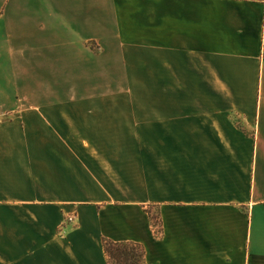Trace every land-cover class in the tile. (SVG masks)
I'll list each match as a JSON object with an SVG mask.
<instances>
[{
	"label": "crops",
	"instance_id": "1",
	"mask_svg": "<svg viewBox=\"0 0 264 264\" xmlns=\"http://www.w3.org/2000/svg\"><path fill=\"white\" fill-rule=\"evenodd\" d=\"M263 48L264 0H0V264H264ZM125 85L156 139L68 136Z\"/></svg>",
	"mask_w": 264,
	"mask_h": 264
},
{
	"label": "rangeland",
	"instance_id": "2",
	"mask_svg": "<svg viewBox=\"0 0 264 264\" xmlns=\"http://www.w3.org/2000/svg\"><path fill=\"white\" fill-rule=\"evenodd\" d=\"M129 92L128 85H125L121 95L112 94L94 100L96 106L88 113V118L87 113L76 110L73 134L68 132V136L73 139H156L153 137L160 128L146 127L151 123L147 118L146 97L131 96ZM84 118L88 122L85 123ZM61 139H65L64 134Z\"/></svg>",
	"mask_w": 264,
	"mask_h": 264
},
{
	"label": "trees",
	"instance_id": "3",
	"mask_svg": "<svg viewBox=\"0 0 264 264\" xmlns=\"http://www.w3.org/2000/svg\"><path fill=\"white\" fill-rule=\"evenodd\" d=\"M151 226L158 240L163 235V228L159 213L148 211ZM103 247L107 257L108 264H145L146 251L142 244L134 242H113L109 239H103Z\"/></svg>",
	"mask_w": 264,
	"mask_h": 264
},
{
	"label": "built area",
	"instance_id": "4",
	"mask_svg": "<svg viewBox=\"0 0 264 264\" xmlns=\"http://www.w3.org/2000/svg\"><path fill=\"white\" fill-rule=\"evenodd\" d=\"M263 58H264V48H263ZM74 220H75V215H70V216L68 217V222H69V223L74 222Z\"/></svg>",
	"mask_w": 264,
	"mask_h": 264
}]
</instances>
